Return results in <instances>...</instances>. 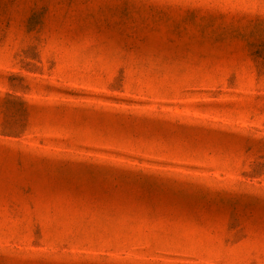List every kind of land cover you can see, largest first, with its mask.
<instances>
[{
  "label": "rangeland",
  "instance_id": "rangeland-1",
  "mask_svg": "<svg viewBox=\"0 0 264 264\" xmlns=\"http://www.w3.org/2000/svg\"><path fill=\"white\" fill-rule=\"evenodd\" d=\"M0 264H264V0H0Z\"/></svg>",
  "mask_w": 264,
  "mask_h": 264
}]
</instances>
